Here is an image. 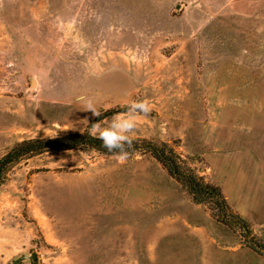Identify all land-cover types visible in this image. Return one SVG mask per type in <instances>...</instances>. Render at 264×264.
<instances>
[{"label":"rangeland","instance_id":"obj_1","mask_svg":"<svg viewBox=\"0 0 264 264\" xmlns=\"http://www.w3.org/2000/svg\"><path fill=\"white\" fill-rule=\"evenodd\" d=\"M130 99L153 105L132 141L172 149L249 232L149 153L50 151L0 184V264H264V0H0V158L29 139L98 137ZM90 217L139 226L131 256L85 258L73 225Z\"/></svg>","mask_w":264,"mask_h":264},{"label":"trees","instance_id":"obj_2","mask_svg":"<svg viewBox=\"0 0 264 264\" xmlns=\"http://www.w3.org/2000/svg\"><path fill=\"white\" fill-rule=\"evenodd\" d=\"M84 149H92L109 155L114 154L104 148L102 141L98 137L91 135L88 131L69 133L54 138L22 141L0 158V184L4 182L7 174L14 166L24 159L50 151ZM128 151L149 153L171 177L181 182L183 187L192 196L195 204L207 206L212 217L218 222L225 225L234 223L239 225L241 230L249 232L246 222L230 210L221 191L197 177L172 149H169L164 144L159 145L147 141H141L138 144V142L132 141V146Z\"/></svg>","mask_w":264,"mask_h":264},{"label":"clouds","instance_id":"obj_3","mask_svg":"<svg viewBox=\"0 0 264 264\" xmlns=\"http://www.w3.org/2000/svg\"><path fill=\"white\" fill-rule=\"evenodd\" d=\"M75 102L81 104L84 110H90L94 116L101 113L96 109L94 101L87 94L76 97ZM153 105L147 100H128L126 101V112L118 114L112 122L104 128L99 124L93 125V132L98 128V138L102 141L103 147L109 152L114 153L119 162L123 163L129 158L128 149L132 146L131 133L137 127L138 114L147 116L151 113Z\"/></svg>","mask_w":264,"mask_h":264},{"label":"crops","instance_id":"obj_4","mask_svg":"<svg viewBox=\"0 0 264 264\" xmlns=\"http://www.w3.org/2000/svg\"><path fill=\"white\" fill-rule=\"evenodd\" d=\"M97 194L94 196H98ZM98 209L100 208L98 207ZM92 210L93 199L91 204L88 203V211L93 212ZM102 223L105 221L101 222L96 218H91L88 219L87 224L73 225V235H76L79 238V243H82L81 246L79 245L81 254L89 259L127 258L131 256V250L123 247L122 243L125 242L128 234L131 231L134 232L139 226L127 227L125 224L117 223L113 227V224L108 225L109 222ZM113 234H115L114 238H112ZM114 243H119V246H113Z\"/></svg>","mask_w":264,"mask_h":264},{"label":"water","instance_id":"obj_5","mask_svg":"<svg viewBox=\"0 0 264 264\" xmlns=\"http://www.w3.org/2000/svg\"><path fill=\"white\" fill-rule=\"evenodd\" d=\"M32 259H33V260H36V257H35V256H32Z\"/></svg>","mask_w":264,"mask_h":264}]
</instances>
